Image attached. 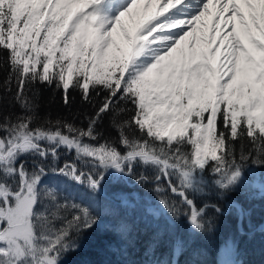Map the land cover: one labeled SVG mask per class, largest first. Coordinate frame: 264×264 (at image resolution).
<instances>
[{
	"label": "snow or ice",
	"instance_id": "1",
	"mask_svg": "<svg viewBox=\"0 0 264 264\" xmlns=\"http://www.w3.org/2000/svg\"><path fill=\"white\" fill-rule=\"evenodd\" d=\"M116 3L0 0V87L24 109L0 121V264H62L98 223L126 254L139 199L105 191L110 179L154 185L159 206L142 216L151 213L149 257L168 234L179 254L233 209L243 222L251 210L234 193L264 196L244 177L248 163L264 165V0H129L113 12ZM40 85L66 106L78 91L94 109L86 124L40 122ZM105 117L118 137L101 131ZM62 150L75 159L60 166Z\"/></svg>",
	"mask_w": 264,
	"mask_h": 264
},
{
	"label": "trees",
	"instance_id": "2",
	"mask_svg": "<svg viewBox=\"0 0 264 264\" xmlns=\"http://www.w3.org/2000/svg\"><path fill=\"white\" fill-rule=\"evenodd\" d=\"M6 74L4 69L0 67V86L3 85ZM6 91L7 89L0 87V121L5 116L11 118L13 114L22 115L24 113V109L20 107L19 103H7L4 99ZM71 96V104L66 106L62 99V92L43 85L37 86L35 103L37 105L36 115L39 121L43 122L45 119L54 121L60 118L73 120L77 124L84 126L86 117L91 115L94 109L81 99L78 91H72ZM94 102L96 101L94 100ZM100 128L105 136L118 137V130L112 126L109 117H105L101 121ZM4 134L0 132V136ZM65 153L66 151L62 150L61 158L58 161L60 166L63 161L75 158L73 152H67L66 155ZM250 167L253 168V173L259 178V181H264V165L248 163L244 173H247V169ZM138 170L145 175H153V170L151 169L140 167ZM54 182L55 178L51 174L44 178V183L51 185ZM132 184L121 183L115 185L114 183H109L107 189L118 193L119 191L129 192L131 186L140 190L154 187V185L144 187L136 184L133 180ZM251 191L259 192L258 189L252 188ZM151 192L157 196L155 192ZM166 193L171 196L170 193ZM232 198L242 203L246 209H250L251 215L241 222V220H237L238 215L235 209L229 211L225 215L218 217L215 221V227L210 233L199 234L196 237L195 244H189L179 254L176 252L173 235L168 234L165 243L159 247L158 251L151 257L146 256V245L150 239L148 224L151 219L145 220L142 218L143 214L137 215V212H134L130 217V222L135 224L136 239L133 246L127 247L126 254L110 250L107 247L110 242L115 240V237L113 233L106 231L98 223L85 233L81 248L78 251L67 254L62 264H145V261H148L149 264H221L219 245L226 236L231 237L236 242L238 264H264V225L260 222L262 214L257 215V213L264 212V196L257 195L255 198H248L234 193ZM211 215L212 212L210 211L209 216ZM103 219L106 224L111 225L113 223L111 217L105 216ZM164 222L162 219V224ZM180 231L184 233L185 239H187L185 229L181 228ZM193 248L195 251H193ZM223 264H233V262L228 260V262Z\"/></svg>",
	"mask_w": 264,
	"mask_h": 264
},
{
	"label": "rangeland",
	"instance_id": "3",
	"mask_svg": "<svg viewBox=\"0 0 264 264\" xmlns=\"http://www.w3.org/2000/svg\"><path fill=\"white\" fill-rule=\"evenodd\" d=\"M127 2H129V0H123L119 4L115 5L116 7H114L113 12H116V9L117 8H118V10L119 9H122L124 6H126V3ZM205 2H207V0H205ZM139 11H140L141 14L144 13L143 5L140 6ZM215 11H216L215 7L214 6H210V13H214ZM150 13H151V11H149V14ZM177 17H180V16L178 15ZM127 19L128 18H126V20ZM128 22L129 23H132L131 20H129ZM211 22H212L211 15H206L203 18V23H201L200 27L198 28L197 33H195V36L200 41V47L201 48L205 47V45L203 43V38H204V36L207 33L210 32ZM205 24L208 25L207 28L205 27ZM191 40H192V37L190 36L188 38V41L189 42H187L186 44H184V43L182 44L181 47L184 48L185 51L188 50V46H189V43H190ZM174 55L175 56H179V50ZM72 152H73V154L75 156V152L74 151H72ZM253 171H254L253 168L250 167L249 169H247V173H244V177L248 180L249 184L250 185L264 186V181L260 182L259 181V178H257V176L254 175ZM259 186H254V187H251V188L252 189H258V190H260V187ZM131 189H132V186L130 187L129 192H125V191L120 192L119 191L118 193H133V191ZM106 191L107 192H113L112 190L111 191H108V189H106ZM165 194L168 195L167 193H165ZM137 198L139 199V205H138V207H137V209L135 211V212H137V215H140V214L145 215V213L147 212V210L149 208L158 207L159 206L158 205V197L155 196V195H153L152 192L149 189H144L143 192L140 193L139 196H137ZM147 214H148V220L151 219V213L148 212ZM260 214H262L261 215L262 219H261L260 222L262 223V225H264V212L263 213L262 212L257 213V215H260ZM237 220L238 221L240 220L239 216H238ZM161 223H162V220H161ZM219 253H220V258L222 260L221 261L222 262L221 264H223L225 262H228V260L229 261H232L233 264H238V259L236 257V253H237L236 242L231 237H227L226 236L225 239L220 242V245H219Z\"/></svg>",
	"mask_w": 264,
	"mask_h": 264
},
{
	"label": "flooded vegetation",
	"instance_id": "4",
	"mask_svg": "<svg viewBox=\"0 0 264 264\" xmlns=\"http://www.w3.org/2000/svg\"><path fill=\"white\" fill-rule=\"evenodd\" d=\"M66 154H67V151H66L65 155H66ZM73 159H74V158H73ZM63 163H64V161L62 162V164H63ZM109 183H113L111 179L109 180V182H108L107 186L105 187V189H107ZM114 184H115V185H119V184H121V183H114ZM126 185H133V184H132V180H129L128 183H127ZM131 190H132L134 193H136V196H139L140 193H142L144 189L140 190L139 188L137 189L136 187H132ZM134 190H135V191H134Z\"/></svg>",
	"mask_w": 264,
	"mask_h": 264
},
{
	"label": "bare ground",
	"instance_id": "5",
	"mask_svg": "<svg viewBox=\"0 0 264 264\" xmlns=\"http://www.w3.org/2000/svg\"><path fill=\"white\" fill-rule=\"evenodd\" d=\"M123 0H117V3H116V5L117 4H119L120 2H122ZM116 7V6H115ZM114 9V8H113ZM118 10V8L116 9V11ZM149 11H153V9H149ZM175 11V10H174ZM177 18H180V17H177ZM203 19V18H202ZM195 35V34H194ZM187 42H189L188 40H186L185 42H184V44H186ZM186 46V45H185ZM187 48V47H186ZM175 56V55H174ZM22 159L23 160H26V161H28L29 162V164H31V160H32V158L31 157H28V156H24V157H22Z\"/></svg>",
	"mask_w": 264,
	"mask_h": 264
},
{
	"label": "water",
	"instance_id": "6",
	"mask_svg": "<svg viewBox=\"0 0 264 264\" xmlns=\"http://www.w3.org/2000/svg\"><path fill=\"white\" fill-rule=\"evenodd\" d=\"M260 190H261V189H260ZM260 190H259V191H260ZM134 191H135V190H134ZM251 230H252V229H251Z\"/></svg>",
	"mask_w": 264,
	"mask_h": 264
}]
</instances>
